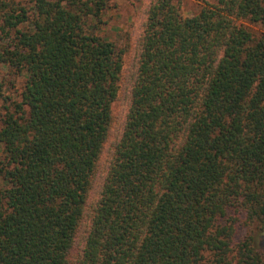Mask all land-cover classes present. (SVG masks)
Segmentation results:
<instances>
[{"label": "trees", "instance_id": "16d2710c", "mask_svg": "<svg viewBox=\"0 0 264 264\" xmlns=\"http://www.w3.org/2000/svg\"><path fill=\"white\" fill-rule=\"evenodd\" d=\"M182 1L152 0L129 70L101 34L110 0L0 3V64L25 79L20 101L0 85V264H264V33L247 26L264 0Z\"/></svg>", "mask_w": 264, "mask_h": 264}, {"label": "rangeland", "instance_id": "374dc122", "mask_svg": "<svg viewBox=\"0 0 264 264\" xmlns=\"http://www.w3.org/2000/svg\"><path fill=\"white\" fill-rule=\"evenodd\" d=\"M3 0H0V3ZM9 1V0H8ZM23 2L29 6L31 0H15ZM152 0H110L104 15V24L102 25L101 34L109 41L117 44L118 47L127 48L126 68L130 69L132 60L136 54L138 41L143 34L147 20V11ZM212 0H183L181 4V12L185 17H192L200 12L202 7ZM251 30L260 35L264 33V26L258 24H247ZM25 79L21 75H17L13 70L7 69L0 64V85H2V93L5 97L14 101H20V94L23 91ZM4 112V101L0 96V120ZM126 113V95L123 92L119 100L114 105L113 131L107 142L105 154L99 163L98 176L99 180L95 184V190L98 189L102 176L105 172L109 159V151L112 143L115 141L118 133L122 128V123ZM250 232L244 220L241 221L237 228L235 241L244 239Z\"/></svg>", "mask_w": 264, "mask_h": 264}]
</instances>
